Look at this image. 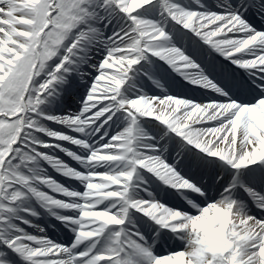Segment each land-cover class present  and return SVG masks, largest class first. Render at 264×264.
<instances>
[{
  "label": "bare ground",
  "instance_id": "1",
  "mask_svg": "<svg viewBox=\"0 0 264 264\" xmlns=\"http://www.w3.org/2000/svg\"><path fill=\"white\" fill-rule=\"evenodd\" d=\"M34 2L36 0H0V99H7L2 93L6 88L14 94L20 92L23 88L18 86L20 76L24 84L23 92L28 96V101L23 102L21 97L19 103H14L10 112L0 106V113L19 114L16 129L9 127L8 149H2L0 142V187L2 184L5 191L0 196V240H5L7 244L5 247L0 245V264H24V261L36 264H91L102 256L95 254L81 262V258L91 250L90 241H87V251L82 253V257H73L75 250L47 237V230L41 222L50 217L63 221L71 231L78 228V240L82 244L97 232L98 220L103 224H133L138 216L132 208L170 222L185 216L180 209L170 211L156 202L154 192L159 184L147 181L144 185L146 196L134 185L146 173L143 170L146 168L173 181L182 195H189L186 190L188 183L180 182L181 176L175 169L182 155L175 159L174 164L164 160L171 144L181 143L182 138L196 147L195 151L188 148L194 156L203 158L191 170L194 172L197 168L196 175L202 172L204 162L217 163V159L206 158L205 153L214 154L221 160L220 166L225 168H248L250 163L256 164L255 168L261 167L260 160H264V100L249 107L225 105L218 101L195 102L197 97L184 99L174 94L162 99L142 96L127 100L135 92L134 88L142 83L141 76L137 74L141 68L140 61L146 70L158 66L155 70L158 72L173 65L201 85L214 83L195 57L187 53L188 49L194 47V55H197L196 50L202 55L197 45V42H202H189L187 37L184 39L180 26L192 34L203 36L205 41L224 45L231 52H236L238 47L228 41V30L236 29L242 37L238 38L241 46L247 43L264 45V33H245L247 26L241 24L240 15L231 14V4L227 0H53L55 16L51 27L66 34L63 39L49 38L50 44L58 48L57 54L65 53L52 73L45 71L38 76L35 74L28 85L26 74L29 60L23 44L32 38L29 28L40 23L31 18ZM47 2L41 0L40 8ZM210 3L224 11H211ZM139 14L158 16L170 28V33L158 32V35H154L156 24L153 20H148L140 30L135 21ZM171 14L179 20L180 26L169 20ZM109 25H113L115 30H122L121 34H125V37L129 36L130 46L113 45L108 48L109 43L105 41L102 48L108 51V59L102 63L106 69L97 70L93 75L94 81L80 102L77 115L62 118L59 110L66 107L65 98L71 95L72 88L81 86L85 81L88 83L91 71L96 70L92 63L94 54L103 50L97 47V52H93V44L100 45L104 41L101 30ZM51 32L46 33V43H49ZM72 36L74 46L68 49L65 43ZM180 43H183L182 49ZM261 51H264V47L260 51L244 50L237 52L236 58L243 62V54L244 57L250 53L257 56ZM156 60L157 64L154 63ZM15 62L21 65L13 69ZM157 82H164L159 72ZM144 92L148 94V90ZM8 100L13 103L10 95ZM119 105L134 110L139 119H147L148 124H154L151 126L157 128L158 132L163 127L171 130L172 134L168 130L165 142L159 140L163 146L158 153L150 145L151 138L142 133V124L137 118L136 125H122L119 138H110L106 146L94 149L90 157H84L82 152L77 154L76 150H91L96 146L106 137L111 125L118 129L122 119V114L117 112ZM32 114L41 120L35 118L31 121ZM63 119L69 123L64 124ZM30 128L39 133L29 132ZM65 140L70 142V146L63 143ZM19 145L29 148L32 154L26 155L21 149H15ZM51 145L60 150L59 154ZM11 148V167L7 169L3 159ZM63 154L67 159L79 162L81 169L65 171L69 169ZM182 160L189 164L188 158ZM35 161L39 167L33 165ZM46 165H51L60 174L64 173L68 181L74 179L85 190L80 192L74 187L67 189L55 182ZM6 181L13 182L18 188L14 197L8 196L11 184ZM129 183L133 184V189L128 187ZM51 191L53 195H49ZM130 191L132 196L126 201L124 195ZM60 192H63V199H60ZM33 194L45 201L49 208V212L43 211L42 218L33 211ZM101 203L103 206L98 207ZM4 211L6 219L2 220ZM228 211H233L231 220L227 218ZM52 212H55L54 215ZM191 219L190 223L195 222L202 228L205 243L194 236L195 243L184 252L160 257L153 254L154 246L150 248L151 252L144 251V246L136 242L134 247H141L142 254L135 259V264H264V223L250 216H241L232 204L218 202L204 207L200 214H193ZM217 221L219 223L215 225ZM17 222H22L23 227ZM106 243L101 250L114 249L110 241ZM12 256L19 263H13L10 259Z\"/></svg>",
  "mask_w": 264,
  "mask_h": 264
},
{
  "label": "rangeland",
  "instance_id": "2",
  "mask_svg": "<svg viewBox=\"0 0 264 264\" xmlns=\"http://www.w3.org/2000/svg\"><path fill=\"white\" fill-rule=\"evenodd\" d=\"M37 1H40V0H37ZM37 1L34 2V4H33L31 17L33 19H36L34 17H37V16L40 17L41 20L45 21V25L43 26L42 29L39 28L38 24L36 26H32L30 29V33L33 34V36H34L33 39H35V37L37 39V35L39 32H40V37L43 34L47 33L48 30H52V32L49 34V37H48L49 43H46V41L45 42L42 41L45 43L44 47L42 48V52L38 49L39 45L42 43L41 40H38L35 43L34 42H28V43L23 45V47L26 49V52L28 53L29 63H28V71H27L26 76H27V79H29V77H30L29 84L32 81L34 74L40 75L41 73H44V71H49V73H52L54 68H56L61 63V59H62L61 56L64 55L63 54L64 52H62L60 55L57 56V51H56L55 47H52L50 44V41H51L50 39H53V38L58 39L60 37L62 38L66 34L65 31H63L64 33L63 32L61 33V31H59L58 29H52V27L49 26L51 18H54V16H55V11L52 8L53 0H48L47 4L45 6H43L45 8L44 10H40L39 3ZM56 4H57V2H56ZM148 20H154L155 23L157 24L155 26V29H154V33H153L154 35H158V32L161 33L163 30L167 31L166 29L163 28L160 19H158V17L152 16L151 14H139L135 18L136 25L138 26V28L140 30H142L147 25L146 22H148ZM113 34H114L113 36H111L112 34H109V36H108L109 40H111L112 42L114 40H116V41L119 40L120 44L118 43V46L121 45L122 43H123V45L125 44V47L130 46V41L128 40V37H124L123 34L117 35L116 32H113ZM44 39H45V37H44ZM74 41H75L74 38L70 39V42L66 43V48L71 49L73 47ZM42 46H43V44H42ZM20 65H21L20 62H15L12 64V68L13 69L18 68ZM140 67H141V69H143V65L141 63H140ZM139 74L140 73H138V75ZM21 78L22 77L20 76L18 79V86L21 85L24 88V84L22 83ZM46 78H47V75L45 76L44 79H46ZM40 82H41V80H40ZM23 88L17 94H14L13 92H9L8 91L9 88L2 90L3 96L7 97V99H0V106H3V108H5L7 111L10 112L14 108V103H19L21 101V97H22L23 101H28V96H26V93L23 92ZM136 90H138V89H136ZM8 94L11 96L13 103L9 102V100H8L9 95ZM140 95H141V93L137 91V93H135V94H130L128 96L127 100H131V99L138 97ZM14 114L15 115L5 114V113L0 114V119H1L0 120V139L2 142L4 141L3 142L4 148H6V144H9V142H10L9 138H10L11 132H8L9 131L8 126L9 125L11 126L10 123H15L16 119L18 118L16 113H14ZM133 114H135V113L133 112ZM34 118H37L39 120V117H36L35 115H32L30 117L31 120ZM124 120H126V122H132V118L130 117L129 114H126V116L124 117ZM141 123L148 132V128H149L148 127V121L144 122L142 120ZM33 131L37 132V130H33ZM149 132H150V130H149ZM143 133H146L145 130ZM117 135L118 134L115 131H113L111 134V136H113V137H116ZM148 135H150V133H148ZM7 136H9L8 139L6 138ZM154 145H156V143H154ZM22 149H24V151H26L28 153L27 148H22ZM10 152H12V150H10ZM10 152L5 157V158H8L6 160L7 163L10 162L9 161ZM10 190H11L10 196H12L13 192H14V187H12Z\"/></svg>",
  "mask_w": 264,
  "mask_h": 264
}]
</instances>
